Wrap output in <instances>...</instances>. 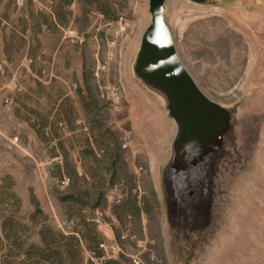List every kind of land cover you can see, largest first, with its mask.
I'll use <instances>...</instances> for the list:
<instances>
[{"label": "rangeland", "instance_id": "374dc122", "mask_svg": "<svg viewBox=\"0 0 264 264\" xmlns=\"http://www.w3.org/2000/svg\"><path fill=\"white\" fill-rule=\"evenodd\" d=\"M230 111L172 186L176 123L134 72L149 0H0V264H264V0H167Z\"/></svg>", "mask_w": 264, "mask_h": 264}, {"label": "water", "instance_id": "95a60500", "mask_svg": "<svg viewBox=\"0 0 264 264\" xmlns=\"http://www.w3.org/2000/svg\"><path fill=\"white\" fill-rule=\"evenodd\" d=\"M167 0H149V24L134 61L136 76L165 100L176 123L167 173L174 188L186 178L202 179L209 161L221 152L231 115L199 88L183 65L165 20ZM205 3L206 0H191Z\"/></svg>", "mask_w": 264, "mask_h": 264}]
</instances>
